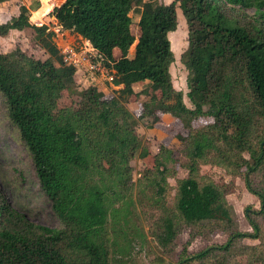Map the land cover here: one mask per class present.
Listing matches in <instances>:
<instances>
[{"label":"trees","instance_id":"1","mask_svg":"<svg viewBox=\"0 0 264 264\" xmlns=\"http://www.w3.org/2000/svg\"><path fill=\"white\" fill-rule=\"evenodd\" d=\"M52 2L42 0L34 18ZM227 4L62 0L53 5L47 14L86 39L112 70V82L120 86L105 97L91 80L77 87L76 68L62 59L54 31L29 20V10L39 0L32 6L20 4L16 14L0 21V35L31 27L47 54L37 58L19 47L0 51V94L30 154L39 187L60 221L58 227L34 223L0 191V264H114L108 227V210L114 204L137 220L144 210H156L145 233L156 247L155 264H264V0L256 2L257 19L249 20ZM177 8L187 30L179 58L187 71L190 106L173 87L169 72L173 52L168 32L176 26ZM131 9L138 13L137 38L128 28ZM114 48L120 51L116 58ZM144 81L151 93L134 115L125 102L136 93L134 85ZM63 89L75 95L74 106H58ZM168 97L171 104L164 102ZM165 114L178 122L175 137L186 169L175 178L171 204L165 203V147L151 155L152 163L134 179L130 163L149 153L136 131L139 120L150 117L151 126ZM202 115L210 120L193 127V119ZM205 162L238 175L256 196L257 207H243L250 229L238 227L225 196L228 183L199 171ZM184 227L188 236L175 255L176 236ZM213 230L225 233V239L188 250L193 237L209 238ZM244 237L258 242L243 243ZM118 260L116 255V264Z\"/></svg>","mask_w":264,"mask_h":264},{"label":"rangeland","instance_id":"2","mask_svg":"<svg viewBox=\"0 0 264 264\" xmlns=\"http://www.w3.org/2000/svg\"><path fill=\"white\" fill-rule=\"evenodd\" d=\"M50 8L43 13L38 19L34 18V12L42 4L36 8L29 10V20L34 24L46 23L48 28L54 31L53 41L59 48L60 52L68 55L65 50L70 47L75 52L72 57L80 55L81 62L78 69L73 75L77 87L81 88L87 81L95 82L98 94L101 97L109 96L115 93L116 85L107 82L106 76L111 72L101 59L97 57V53L90 44L78 35V33L64 29L58 25L55 18L47 12L53 5H58L62 0H52ZM168 2L170 0H156ZM258 0H225L229 6L233 7L235 12L243 20H249L258 17L255 5ZM25 4L32 6L34 0H3L0 1V21L7 20L11 15L18 11V6ZM32 8V7H31ZM131 17L129 30L137 38L140 34L139 25L137 24L138 13L136 10H129ZM177 23L175 28L168 32L171 49L173 52V60L169 64V72L171 82L175 89L182 92V101L190 106L185 92L186 86V69L180 61V53L186 46L187 30L180 9H176ZM134 41L128 46L127 53L133 51ZM14 47H19L25 53L33 57L43 58L47 54L35 42L31 27L26 26L22 29H10L5 35H0V51H8ZM119 50L114 48L113 57L119 55ZM87 59V60H86ZM89 63L91 67H89ZM82 72V73H81ZM87 79V80H86ZM136 93L130 95L125 105L136 115L139 112L141 103L149 99L151 90L147 87V83L138 82L134 85ZM75 95L63 89L57 99L58 106H74ZM164 102L171 104L173 99L168 97ZM210 120L209 116L202 115L193 119L192 126L197 128ZM152 122L150 117L139 120L136 131L141 138L142 144L148 149L149 153L145 157H135L130 160L132 164V178L140 175V170L147 164L152 163V154L155 153L160 146H164L163 153L167 156L165 161L167 164L166 181L168 185L165 188V203L171 204L174 194L175 178L182 177L186 174V169L182 162L185 156L180 151V143L175 137L176 124L178 122L170 114H165L162 118L148 126ZM182 132L181 128H177ZM199 171L208 175L216 182H226L230 186L226 193L227 201L232 205L238 227L242 230L250 229L246 219L243 216V207L247 203H251L254 207L258 206L256 196L248 192L244 187L242 179L238 175L228 173L219 165L205 162L199 165ZM0 191L5 199L15 209L23 212L25 216L32 222L46 225L49 227H58L60 221L51 208L49 197L40 189L34 167L28 150L19 137L17 128L11 124L6 113L3 98L0 94ZM108 227L110 233L111 255L113 263L116 264V255L118 264H155L154 252L156 247L154 242L147 236L151 217L155 211L144 210L140 213L139 220L135 219L127 210H116V204L108 210ZM188 236V227H184L177 234L175 240V255L179 251L181 244ZM210 237L196 235L189 242L187 248L189 251L197 250L211 242H221L225 239V233L218 230L210 232ZM243 243L253 244L258 242L257 238L244 237L241 239Z\"/></svg>","mask_w":264,"mask_h":264},{"label":"built area","instance_id":"3","mask_svg":"<svg viewBox=\"0 0 264 264\" xmlns=\"http://www.w3.org/2000/svg\"><path fill=\"white\" fill-rule=\"evenodd\" d=\"M87 40L85 39V42H86ZM88 42V41H87ZM89 43V42H88ZM91 46V45H90ZM91 48H93L92 46H91ZM65 52L68 54V55H64V54H62V59L65 61V62H67V63H70V64H72V65H74L75 66V68L76 69H78V67L80 66V63H82L80 60H81V58L82 57H80V55H77L76 57H72L71 59H68V57L70 58L71 57V55H74L75 54V52L73 51V49L72 48H70V47H67L66 48V50H65ZM87 60V59H86ZM79 65V66H78ZM89 67H91V64L89 63ZM111 70V69H110ZM106 79L108 80L107 82H109V83H111L112 82V79H113V73H112V70H111V72L110 73H108V75L106 76Z\"/></svg>","mask_w":264,"mask_h":264},{"label":"crops","instance_id":"4","mask_svg":"<svg viewBox=\"0 0 264 264\" xmlns=\"http://www.w3.org/2000/svg\"><path fill=\"white\" fill-rule=\"evenodd\" d=\"M79 35V34H78ZM80 36V35H79ZM85 40V39H84ZM118 86H120V85H116V88L118 87Z\"/></svg>","mask_w":264,"mask_h":264},{"label":"water","instance_id":"5","mask_svg":"<svg viewBox=\"0 0 264 264\" xmlns=\"http://www.w3.org/2000/svg\"><path fill=\"white\" fill-rule=\"evenodd\" d=\"M135 43V42H134Z\"/></svg>","mask_w":264,"mask_h":264}]
</instances>
